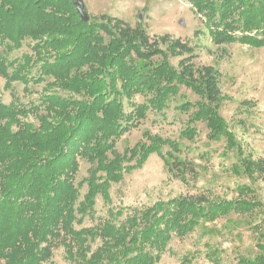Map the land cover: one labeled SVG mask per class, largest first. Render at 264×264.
I'll list each match as a JSON object with an SVG mask.
<instances>
[{
	"label": "trees",
	"instance_id": "obj_1",
	"mask_svg": "<svg viewBox=\"0 0 264 264\" xmlns=\"http://www.w3.org/2000/svg\"><path fill=\"white\" fill-rule=\"evenodd\" d=\"M187 1L216 45L264 48V0ZM25 41L32 53L11 60ZM196 57L180 39H152L142 22L132 27L109 15L83 21L71 0H0L6 88L45 84L37 102L0 100V264H51L58 247L70 264H159L174 239L203 223L263 210L251 183L264 182V158L249 153L221 115L220 71L196 67ZM174 102L188 116L180 137L194 140L203 123L208 139L224 140L233 153L231 173L251 183L239 184L235 199L180 195L144 208L109 207L101 223L82 227L98 198L112 204V185L153 154L186 181L190 161L180 140L145 132L134 146L117 148L150 113L165 115ZM82 160L90 168L77 184ZM263 236L257 254L240 256L238 264H264ZM211 253L219 259L216 250Z\"/></svg>",
	"mask_w": 264,
	"mask_h": 264
},
{
	"label": "rangeland",
	"instance_id": "obj_2",
	"mask_svg": "<svg viewBox=\"0 0 264 264\" xmlns=\"http://www.w3.org/2000/svg\"><path fill=\"white\" fill-rule=\"evenodd\" d=\"M84 3L92 18L109 15L132 27L142 22L152 39L169 35L192 47L197 55L193 60L196 67H216L221 74V115L247 151L255 158H264V48L254 49L238 43L216 45L204 20L187 0H84ZM31 53L30 42L25 41L10 58L15 60ZM171 61L174 65L178 63V59ZM44 85L31 83L25 88L23 83L15 82L7 89L6 80L0 76V100L6 104L37 102ZM183 91L192 101L197 100L188 90ZM136 100L143 101L141 97ZM175 105L172 103L165 115L150 113L138 129L121 138L117 148L122 152L134 146L143 140L145 132L180 140L184 156L190 161L184 174L186 181L170 172L163 159L153 154L141 169L126 174L122 182L112 185V204L98 198L94 216L88 217L82 227L101 223L107 218L109 207L144 208L180 195L212 194L235 199L237 186L251 183L246 177L231 173L235 162L233 153L227 151L224 140L210 141L203 123L196 125L198 135L194 140L180 137L188 116L179 113ZM89 168L90 164L82 160L77 184L87 177ZM251 184L264 201V182L255 180ZM86 191L84 185L81 197ZM255 225L261 228L256 229ZM261 234H264V207L256 215L232 213L215 222L203 223L185 239H174L159 264H238L240 256L253 258L257 254ZM211 250L219 253V259L214 260ZM51 264H70L63 247L54 250Z\"/></svg>",
	"mask_w": 264,
	"mask_h": 264
},
{
	"label": "water",
	"instance_id": "obj_3",
	"mask_svg": "<svg viewBox=\"0 0 264 264\" xmlns=\"http://www.w3.org/2000/svg\"><path fill=\"white\" fill-rule=\"evenodd\" d=\"M74 3L79 15L83 21H88L90 17L86 13L84 0H71Z\"/></svg>",
	"mask_w": 264,
	"mask_h": 264
}]
</instances>
